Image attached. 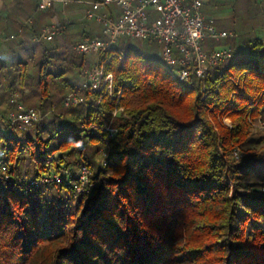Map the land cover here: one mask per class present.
I'll list each match as a JSON object with an SVG mask.
<instances>
[{"label": "trees", "instance_id": "1", "mask_svg": "<svg viewBox=\"0 0 264 264\" xmlns=\"http://www.w3.org/2000/svg\"><path fill=\"white\" fill-rule=\"evenodd\" d=\"M121 40L102 58L115 98L61 85L64 72L40 64L43 113L54 111L14 133L11 112L2 120L0 160L14 183H0V264H264V133L254 126L264 119V40L233 44L231 60L188 83ZM89 66L82 58L80 77ZM65 87L89 106L60 110L70 92L52 104ZM82 167L94 186L76 194L65 171ZM56 173L66 182L33 184Z\"/></svg>", "mask_w": 264, "mask_h": 264}, {"label": "built area", "instance_id": "2", "mask_svg": "<svg viewBox=\"0 0 264 264\" xmlns=\"http://www.w3.org/2000/svg\"><path fill=\"white\" fill-rule=\"evenodd\" d=\"M7 0H0V16L3 4ZM81 3L80 0H39L38 10L46 13L58 5L67 6L70 3ZM206 0H96L86 3L89 6L86 17L90 21L101 24L104 28L105 39L86 38L79 42L76 50L83 55H97L96 64L83 69L84 88L97 94L109 95L115 98L114 75L106 72L102 58L105 54H117V46L123 38L156 43L161 46L163 61L176 69L179 80L188 83L192 77L207 79L213 67L223 65L231 60L234 51L231 48L207 49L208 41L221 42L227 38H234V34L219 31L214 19L204 13ZM113 7L120 9V14L112 11ZM34 21L29 20L32 24ZM65 25L52 23L46 25L40 33L34 36L33 42L40 44L52 42L64 33ZM11 35L3 40H15ZM123 90L118 91V98ZM66 108L79 105L89 106L87 99L78 91L70 92L63 100ZM117 108L105 131L112 139L118 135L115 125L117 117L123 112ZM43 115L35 108L20 106L18 111L12 112L7 119L6 130L14 133L16 130H29L40 123ZM255 128L264 132V119L255 123ZM98 133L97 127H92ZM239 156V153H236ZM107 154L103 155V165L107 166ZM69 184H72L76 194L90 192L94 186L92 172L87 167L79 169L77 174L65 171ZM74 178L75 180H72ZM14 183L9 168L0 160V183ZM61 174H53L33 182L65 183ZM264 192V187H263Z\"/></svg>", "mask_w": 264, "mask_h": 264}, {"label": "rangeland", "instance_id": "3", "mask_svg": "<svg viewBox=\"0 0 264 264\" xmlns=\"http://www.w3.org/2000/svg\"><path fill=\"white\" fill-rule=\"evenodd\" d=\"M80 1L81 3L79 4H75L76 2H74L71 5L78 10L76 18L72 21L78 22L86 28L92 24L97 25V33H95L94 38L96 36L103 37V26L95 21L88 20L86 17L85 4L92 0ZM263 3L264 1L261 0L258 5L259 7L253 5L245 8L240 5L238 0H218L216 4L211 5L213 10L209 11L211 15H207V17L214 19L219 31L234 34V38H227L221 42L208 41L213 45L211 49L231 48L234 51L233 44L238 45L248 40L262 39L264 37ZM35 15L31 17L34 19L32 24L19 25V28L14 33L16 39L4 43L2 48L3 52L0 53V66L2 67L0 72V128L4 124L2 120L5 121L10 112L18 111L21 105L26 108H35L43 116H46L52 110L54 111V109H50L46 114L43 113V107L40 102L41 91L37 86L38 65L45 64L48 70L52 72L56 71V69L59 73L64 72V79L61 85L67 83L69 86H79L84 90V77L79 76L76 66L84 57L88 60L89 65L96 64L99 59L97 55H83L78 52L75 48L80 41L76 37H73L70 31L66 32L67 29L64 31L66 34L57 36L51 43L34 44L33 38L35 36L34 30L36 28V22L40 21V18L46 14L38 10L35 12ZM59 16L62 20L65 19L63 14ZM10 35L8 34L7 37ZM121 42L138 48L148 57L156 61L163 59L161 56V47L158 44H150L133 38H124ZM45 49L48 50L47 53L44 52ZM73 63L76 66L73 67ZM54 66L58 67L54 69ZM25 67V72L26 74L28 73L30 78L27 79L25 90L22 91L19 78L22 74V69ZM11 88L13 92L10 90ZM69 90V88L65 87L52 100V104L58 105L70 92ZM59 109L63 110L65 107H60ZM226 123L230 124L229 121H226ZM259 131L263 132L261 130ZM250 191H253L255 195H260L261 189L260 187H250Z\"/></svg>", "mask_w": 264, "mask_h": 264}, {"label": "crops", "instance_id": "4", "mask_svg": "<svg viewBox=\"0 0 264 264\" xmlns=\"http://www.w3.org/2000/svg\"><path fill=\"white\" fill-rule=\"evenodd\" d=\"M217 1L218 0H206V4L204 7L205 15H211L209 12L213 10V7H211V5L216 4ZM238 2L245 8L253 5L259 7L258 5L261 0H238ZM38 4L39 0H7L4 2L2 14L0 16V53L3 52V44L6 43L3 39L7 37L8 34L14 35L15 31L19 28V25L27 24L29 20L34 21V19H32L31 17L35 15V12L38 11ZM72 4H74V2L68 4L67 6L58 5L55 9L43 13L46 15L40 18V21L36 22L35 29L41 31L46 25L56 23L65 25L67 29L66 32L70 31V34H72L73 37H76V39H79L78 41L80 42L86 38H94L95 33H97V25L92 24L86 28L80 25L78 22L72 21L78 14V10L72 7ZM75 4H77V2ZM85 7V12L87 13L89 6L86 5ZM112 11L116 12L118 15L120 14V9H118L117 7H113ZM60 14L64 15V20L60 18ZM104 37L105 35H103V37L96 36V38L100 39H105ZM262 40H264V37L262 38ZM211 47L212 44H210L207 49H211Z\"/></svg>", "mask_w": 264, "mask_h": 264}]
</instances>
